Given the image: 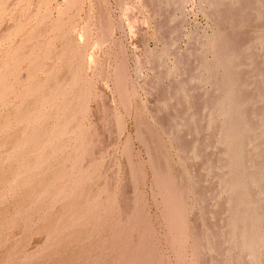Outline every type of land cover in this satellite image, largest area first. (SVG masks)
<instances>
[{"label": "rangeland", "instance_id": "obj_1", "mask_svg": "<svg viewBox=\"0 0 264 264\" xmlns=\"http://www.w3.org/2000/svg\"><path fill=\"white\" fill-rule=\"evenodd\" d=\"M0 264H264V0H0Z\"/></svg>", "mask_w": 264, "mask_h": 264}, {"label": "bare ground", "instance_id": "obj_2", "mask_svg": "<svg viewBox=\"0 0 264 264\" xmlns=\"http://www.w3.org/2000/svg\"><path fill=\"white\" fill-rule=\"evenodd\" d=\"M51 93H52V92H51ZM56 93H57V92H56ZM68 107H69V106H68ZM66 112H67V110H66ZM64 114H66V113H64ZM61 117H62V116H61ZM61 117H60V118H61ZM66 117H67V116H66ZM62 118H63V117H62ZM61 122H63V121H61ZM61 122H60V123H61ZM57 123H58V122H57ZM55 125H56V124H55ZM68 125H69V124H68ZM45 130H46V129H45ZM66 130H67V129H66ZM53 131H54V130H53ZM29 136H30V135H29ZM72 141H73V140H72ZM58 144H59V143H58ZM81 144H82V143H81ZM49 164H50V163H49ZM75 171H76V170H75ZM81 175H82V174H81ZM65 177H66V176H65ZM67 181H68V180H67ZM76 192H77V191H76ZM236 205H237V204H236ZM245 212H246V211H245ZM245 212H244V213H245ZM240 213H241V212H240ZM241 214H242V213H241ZM247 214H248V213H247ZM247 214H246V215H247ZM238 215H239V213H238ZM244 215H245V214H244ZM240 218H241V217H240ZM247 219H248V218H247ZM245 223H246V222H245ZM234 225H236V224H234ZM247 227H248V226H247ZM249 227H250V226H249ZM244 229H246V228H244ZM249 229H250V228H249ZM246 231H247V230H246ZM240 232H241V231H240ZM243 232H244V231H243ZM248 232H249V231H248ZM246 233H247V232H246ZM251 233H252V232H251ZM249 234H250V233H249ZM241 235H242V234H241ZM252 235H254V234H252ZM246 237H247V235H246ZM255 238H256V237H255ZM239 239H240V238H239ZM247 239H248V238H247ZM248 240H251V241H252V239H248ZM254 242H255V241H254ZM250 244H251V243H250ZM246 245H247V244H246ZM247 246H248V245H247Z\"/></svg>", "mask_w": 264, "mask_h": 264}]
</instances>
